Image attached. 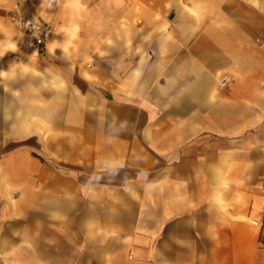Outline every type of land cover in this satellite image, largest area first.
<instances>
[{
    "label": "crops",
    "instance_id": "crops-1",
    "mask_svg": "<svg viewBox=\"0 0 264 264\" xmlns=\"http://www.w3.org/2000/svg\"><path fill=\"white\" fill-rule=\"evenodd\" d=\"M0 264H264V0H0Z\"/></svg>",
    "mask_w": 264,
    "mask_h": 264
},
{
    "label": "built area",
    "instance_id": "built-area-1",
    "mask_svg": "<svg viewBox=\"0 0 264 264\" xmlns=\"http://www.w3.org/2000/svg\"><path fill=\"white\" fill-rule=\"evenodd\" d=\"M13 23L20 33L25 36L27 48L41 52L44 48L45 39L50 35L51 28L38 23L33 17H27L21 14L17 9L13 11ZM231 82L229 76H222L217 85L219 88H225Z\"/></svg>",
    "mask_w": 264,
    "mask_h": 264
}]
</instances>
